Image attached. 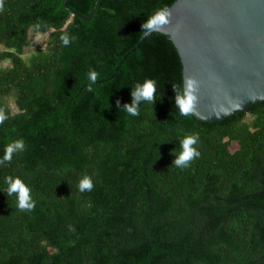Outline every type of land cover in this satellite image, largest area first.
<instances>
[{
	"label": "trees",
	"instance_id": "16d2710c",
	"mask_svg": "<svg viewBox=\"0 0 264 264\" xmlns=\"http://www.w3.org/2000/svg\"><path fill=\"white\" fill-rule=\"evenodd\" d=\"M95 1L4 0L0 160L14 140L25 150L0 164V264H264V101L217 121L182 115L183 65L168 35H147L122 60L176 0H99L90 20L73 13L89 16ZM32 33L48 38L26 59ZM146 79L155 101L131 116L122 106ZM197 133L199 158L176 167L180 140ZM85 174L90 192L78 190ZM8 176L30 188L34 210L7 194Z\"/></svg>",
	"mask_w": 264,
	"mask_h": 264
},
{
	"label": "water",
	"instance_id": "95a60500",
	"mask_svg": "<svg viewBox=\"0 0 264 264\" xmlns=\"http://www.w3.org/2000/svg\"><path fill=\"white\" fill-rule=\"evenodd\" d=\"M98 1L87 17L73 13L90 20ZM169 9L160 32L175 44L183 77L199 81L198 117L222 120L264 101V0H176Z\"/></svg>",
	"mask_w": 264,
	"mask_h": 264
},
{
	"label": "clouds",
	"instance_id": "9594fccd",
	"mask_svg": "<svg viewBox=\"0 0 264 264\" xmlns=\"http://www.w3.org/2000/svg\"><path fill=\"white\" fill-rule=\"evenodd\" d=\"M4 10V0H0V12ZM172 17V12L168 6L158 8L151 16L148 17L146 22L142 24V31L145 36L152 32H160L163 30L164 26L170 24ZM39 24L35 25L39 28ZM64 45L70 43L69 36L67 34H62L60 37ZM99 77V73L95 69H89L87 74V79L90 81L89 90L91 91V85L95 84ZM185 87L183 90H178L174 87L175 91V102L176 106L182 115H199L196 111V106L198 103V92H199V81L194 77L188 76L184 78ZM156 81L154 79H146L143 84L137 83L133 91L132 102L130 104H124L122 108L131 116L139 115V105L141 101L154 102L155 92H156ZM119 104V102H117ZM7 119L5 110L0 108V124ZM199 140V134H186L181 140V150L175 155L176 159L172 162L176 167L184 169L191 165V162L200 156V152L194 145L197 144ZM25 150V143L23 139L14 140L5 146V152L3 159L0 160V164L5 161L11 162L13 153ZM174 152V150H173ZM7 194L11 196L16 194L17 197V207L21 211H32L35 208V201L32 199L30 188L24 183L19 177H6ZM94 188L93 180L91 176L85 174L79 180L78 190L80 192L92 191ZM71 230L72 226H69Z\"/></svg>",
	"mask_w": 264,
	"mask_h": 264
},
{
	"label": "rangeland",
	"instance_id": "374dc122",
	"mask_svg": "<svg viewBox=\"0 0 264 264\" xmlns=\"http://www.w3.org/2000/svg\"><path fill=\"white\" fill-rule=\"evenodd\" d=\"M48 38L47 33H32V42L29 45V47L26 49L25 53L23 54L24 58L29 59L32 53L36 51V48L38 45L44 43L46 39ZM1 47V46H0ZM8 62H4L6 65ZM14 108V105H12ZM237 147V143H234L232 145V149H235Z\"/></svg>",
	"mask_w": 264,
	"mask_h": 264
}]
</instances>
